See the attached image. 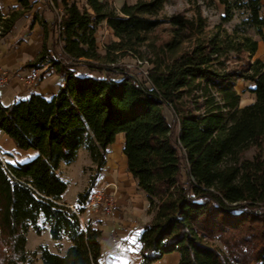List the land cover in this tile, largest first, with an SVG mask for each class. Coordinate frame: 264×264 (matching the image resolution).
Masks as SVG:
<instances>
[{"label": "trees", "instance_id": "obj_1", "mask_svg": "<svg viewBox=\"0 0 264 264\" xmlns=\"http://www.w3.org/2000/svg\"><path fill=\"white\" fill-rule=\"evenodd\" d=\"M42 1L59 19L33 15L30 29L40 22L44 44L24 67L49 56L64 84L50 97L32 93L8 106L0 95V132L38 153L13 166L0 157V264H35L38 257L44 264L99 263L102 231L62 200L60 168L82 147L96 165L79 194L82 214L119 134L127 170L153 216L138 240L141 264L173 252L178 264H264V61L254 58L264 42L263 0H184L190 17H162L169 0H137L119 10L110 0H62L61 8ZM18 2L19 10L0 12V40L32 9L29 0ZM213 5L223 14L211 30L203 7ZM165 25L161 40L156 34ZM104 26L117 40L102 53L96 35ZM53 27L59 54L47 45ZM132 55L149 62L148 82L117 66ZM240 81L253 85L254 102L245 107ZM41 215L54 241H70L64 254L27 249L29 228L44 229Z\"/></svg>", "mask_w": 264, "mask_h": 264}, {"label": "crops", "instance_id": "obj_2", "mask_svg": "<svg viewBox=\"0 0 264 264\" xmlns=\"http://www.w3.org/2000/svg\"><path fill=\"white\" fill-rule=\"evenodd\" d=\"M32 9L26 12L16 21L12 32L4 39L0 40V70L8 73V80L4 87L0 89L1 103L8 106L21 98H27L32 93L50 97L56 94L64 84V78L57 72L56 68H51L40 75L39 82L33 86H28L22 80L29 75L31 69L25 68V64L34 60L42 51L44 44V28L40 22L32 23L34 14L44 17L47 21L54 18L53 12L44 4L42 0H29ZM124 3H121V6ZM119 10L121 6L114 5ZM21 8L18 0H3L0 4V12L7 16L14 10ZM262 14L264 16V0ZM113 40H117L113 31L108 28ZM50 47V37L47 41ZM264 61V42L260 41L258 51L254 57ZM249 83V82H247ZM249 88L253 85L249 83ZM251 100L241 107H245L254 102V94L251 93ZM120 137L119 151H112L109 147L107 156V166L102 171L93 190H101L106 185L111 184L107 193L115 191V205L112 213H108L104 207L85 210L82 213L83 224L92 222L102 231L101 246L102 256L98 264H141L139 237L143 226L149 223L153 216L149 214V202L145 194L138 190L137 182L127 170V159L123 153L125 144L124 134ZM116 138V139H117ZM0 152L4 156V161L8 165L25 163L37 156V151L21 150L3 132H0ZM68 205H78L76 201L67 202ZM29 236V234H28ZM28 243V242H27ZM51 240L50 244H61ZM62 254V253H61ZM180 255L177 252L166 254L154 264H178ZM35 264H44L40 257Z\"/></svg>", "mask_w": 264, "mask_h": 264}, {"label": "rangeland", "instance_id": "obj_3", "mask_svg": "<svg viewBox=\"0 0 264 264\" xmlns=\"http://www.w3.org/2000/svg\"><path fill=\"white\" fill-rule=\"evenodd\" d=\"M50 2H53L55 4V0H49ZM70 1H76L79 4H83L84 0H70ZM137 0H110L111 4L114 6L117 4V6H121V3H134ZM59 3L60 8L62 7V0H57ZM190 5L184 1V0H169L162 12V17H170L177 14H186L187 16H191V12L186 13L187 10H189ZM204 15L208 18L210 29L213 30L216 25L220 23L221 16L223 14V8L218 5H213L211 7H203ZM54 17L56 19H59L57 14L58 12H53ZM239 22L238 18H236L232 23L227 25V29L231 31L235 24ZM167 25L162 27L158 30L156 36H158L161 40H166L168 38V29ZM97 41L98 45L100 46L99 50L103 53L104 46H107L110 42L113 41V37L111 34H109V31L105 29L104 27L100 28L97 32ZM50 48L54 47L57 52L56 54L60 53L61 50V42L59 41L57 29L53 27L50 29ZM117 66L122 67L123 69H126L131 74H139V71L135 67L136 64L132 57H122L119 60V63H117ZM249 83L240 81L237 86V90L240 93L242 97L241 105H244L245 103H248L252 96L249 92ZM165 115L167 119L172 122L173 120V114L171 110L167 109L165 111ZM120 147V137H118L115 141V143L112 145L111 150L112 151H119ZM252 153L246 154V157H251ZM107 166V165H106ZM106 167L104 168V170ZM103 170V171H104ZM97 174L96 165L93 164L89 151L86 147L80 148L78 151L75 160L70 163H62L60 168V177L61 179L66 182L67 189L62 195V200L67 202L76 201L78 202L79 194L84 192V190L89 186V183L91 181V178ZM101 175V174H100ZM185 175V172H184ZM115 196V192H114ZM115 200V198H114ZM114 210V209H113ZM38 223L41 226H44V229L41 234H38L33 227L29 228L27 236L28 243H27V249L30 251L36 250L39 246H45L47 247L51 252L56 254H64L68 247L71 245L70 241L67 239H64L61 244H50L52 238L49 232V227L44 223V218L41 215Z\"/></svg>", "mask_w": 264, "mask_h": 264}, {"label": "built area", "instance_id": "obj_4", "mask_svg": "<svg viewBox=\"0 0 264 264\" xmlns=\"http://www.w3.org/2000/svg\"><path fill=\"white\" fill-rule=\"evenodd\" d=\"M105 29L108 30L107 26H104ZM99 46V45H98ZM100 47V46H99ZM104 50L103 52L106 51V46L103 47ZM100 49V48H99ZM136 64V68L139 71V76L145 81L148 82L149 80V70H150V64L147 60H142L139 57L132 55L131 56ZM50 58L49 56H46V58L37 65V67L32 68L29 75L26 77H23L22 80L25 82L26 85L28 86H33L36 84L37 80L39 79L40 75L47 71L50 67ZM8 80V73L5 70H0V86L4 87L7 83ZM0 157L2 161L4 162L5 165H8L4 161V156L0 152ZM111 187V184L106 185L104 188L101 190H93L90 194V197L86 204L83 206L84 210H90L94 208H98L99 206H102L105 208V210L108 213H112L115 205V200H114V193L108 194L107 190L108 188ZM115 192V191H114ZM68 207L76 212L79 217L81 218L82 214L78 212L79 206L72 204L68 205Z\"/></svg>", "mask_w": 264, "mask_h": 264}]
</instances>
